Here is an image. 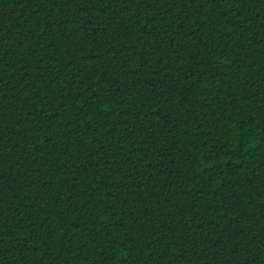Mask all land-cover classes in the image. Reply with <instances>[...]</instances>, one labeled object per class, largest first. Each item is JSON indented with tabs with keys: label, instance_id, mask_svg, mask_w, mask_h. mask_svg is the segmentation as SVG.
Instances as JSON below:
<instances>
[{
	"label": "trees",
	"instance_id": "16d2710c",
	"mask_svg": "<svg viewBox=\"0 0 264 264\" xmlns=\"http://www.w3.org/2000/svg\"><path fill=\"white\" fill-rule=\"evenodd\" d=\"M0 264H264V0H0Z\"/></svg>",
	"mask_w": 264,
	"mask_h": 264
}]
</instances>
